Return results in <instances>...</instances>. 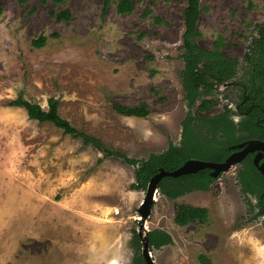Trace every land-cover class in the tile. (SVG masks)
I'll use <instances>...</instances> for the list:
<instances>
[{
  "label": "rangeland",
  "instance_id": "obj_1",
  "mask_svg": "<svg viewBox=\"0 0 264 264\" xmlns=\"http://www.w3.org/2000/svg\"><path fill=\"white\" fill-rule=\"evenodd\" d=\"M0 0V264H133L146 189L136 166L85 145L51 122H39L10 101L23 95L59 113L109 148L147 158L182 139L188 112L182 53L187 0ZM70 17L57 19L56 13ZM264 0H201L198 44L236 60V76L215 86L202 115L236 113L246 53ZM45 37L37 46L33 40ZM201 102V101H200ZM147 103L146 117L126 116L115 104ZM241 162L209 190L175 199L157 192L147 227L173 243L152 247L156 264H264L263 217L258 197L239 181ZM208 209L206 220L178 225V207ZM138 232V231H137ZM142 252V250H141Z\"/></svg>",
  "mask_w": 264,
  "mask_h": 264
},
{
  "label": "trees",
  "instance_id": "obj_2",
  "mask_svg": "<svg viewBox=\"0 0 264 264\" xmlns=\"http://www.w3.org/2000/svg\"><path fill=\"white\" fill-rule=\"evenodd\" d=\"M108 3L109 0H105L104 9ZM134 7L132 0L117 2L119 13L131 12ZM2 12L0 3V15ZM200 15L201 0H187L183 11L185 30L182 83L188 112L182 121L181 142L176 144L170 141L168 148L163 152L151 153L147 158L139 159L107 147L100 137L75 127L67 118L61 116L60 101L56 97L49 98L48 109H44L38 102L26 99L23 95L10 101V104L25 108L31 119L53 123L65 134L80 138L85 145H92L103 151L105 156L120 158L135 165L134 186L138 189H147L151 177L161 168L174 170L190 158L224 161L231 152L229 146L250 139L264 140V22L257 25V35L252 39L250 49L246 53L245 75L238 82L241 87L240 97L246 98L244 109L247 113L241 120L235 122L232 117L233 111L228 106L213 115L201 114V110L213 102L214 99L208 96L212 94L215 86L236 76L237 63L221 51L220 47L223 45L221 41L216 42L215 48L211 50L204 49L198 44L196 38L199 34L197 25ZM56 17L69 18L70 12L56 13ZM33 43L42 46L45 37L33 40ZM114 108L126 116L146 117L151 112L147 103L138 106L115 104ZM241 164L239 170L241 188L245 193L258 197L259 210L254 217H263L264 226V174L254 165L252 153L244 158ZM215 179L211 176V169L205 168L178 177L165 176L159 183V190L169 198L175 199L195 190H209ZM208 215L206 207L183 203L178 207L175 222L178 225H185L196 219L206 220ZM149 240L151 248L157 249L174 241L169 232L158 228L149 231ZM131 245L135 253L133 264H146L141 254V238L136 230L133 231Z\"/></svg>",
  "mask_w": 264,
  "mask_h": 264
},
{
  "label": "water",
  "instance_id": "obj_3",
  "mask_svg": "<svg viewBox=\"0 0 264 264\" xmlns=\"http://www.w3.org/2000/svg\"><path fill=\"white\" fill-rule=\"evenodd\" d=\"M231 149H237L230 153L224 161L205 160L201 158H190L183 165L174 169L166 170L161 168L154 174L147 186L146 195L142 201L139 213V229L138 235L142 243V257L146 264H156L152 256V250L149 240V231L147 227V218L149 217L152 206L155 202V191L159 192V183L165 176L178 177L183 174L198 172L199 170L211 169V176L218 178L220 174L229 170L234 164L240 163L249 153L256 152L253 163L257 169L264 174V140L250 139L230 146Z\"/></svg>",
  "mask_w": 264,
  "mask_h": 264
},
{
  "label": "flooded vegetation",
  "instance_id": "obj_4",
  "mask_svg": "<svg viewBox=\"0 0 264 264\" xmlns=\"http://www.w3.org/2000/svg\"><path fill=\"white\" fill-rule=\"evenodd\" d=\"M242 94H243V92H242ZM240 95H241V93L239 94V96H240ZM245 100H246V98H241V97H239V102H240V103H238L237 106H236V108H235L236 113L240 114L242 117L245 116L246 113H247V110L244 109L245 106H246V104H245ZM249 109H250V108H249ZM249 109H248V110H249ZM229 148H230V146H229ZM230 150H231L230 153H232V152H234V151L237 150V149H231V148H230ZM249 154H251V153H249ZM249 154H248V155H249ZM252 154H253V158H254L256 152H253ZM248 155H247V156H248ZM247 156H246V157H247ZM246 157H245V158H246ZM243 160H244V159H243ZM243 160H242V161H243ZM261 160L263 161V160H264V157H263ZM242 161H241V162H242ZM215 178H216V177H215Z\"/></svg>",
  "mask_w": 264,
  "mask_h": 264
},
{
  "label": "bare ground",
  "instance_id": "obj_5",
  "mask_svg": "<svg viewBox=\"0 0 264 264\" xmlns=\"http://www.w3.org/2000/svg\"><path fill=\"white\" fill-rule=\"evenodd\" d=\"M157 199V191H155V200Z\"/></svg>",
  "mask_w": 264,
  "mask_h": 264
}]
</instances>
